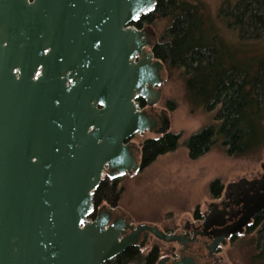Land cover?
Instances as JSON below:
<instances>
[{
    "label": "water",
    "instance_id": "water-1",
    "mask_svg": "<svg viewBox=\"0 0 264 264\" xmlns=\"http://www.w3.org/2000/svg\"><path fill=\"white\" fill-rule=\"evenodd\" d=\"M157 2L0 0V264H104L150 237L185 251L197 234L214 237V252L264 209V163L261 177L226 185L229 201L211 202L193 237L136 224L120 206L96 209L105 174L142 168L131 138L171 128L169 110H156L166 81L156 31L130 26Z\"/></svg>",
    "mask_w": 264,
    "mask_h": 264
},
{
    "label": "trees",
    "instance_id": "trees-1",
    "mask_svg": "<svg viewBox=\"0 0 264 264\" xmlns=\"http://www.w3.org/2000/svg\"><path fill=\"white\" fill-rule=\"evenodd\" d=\"M201 4L200 0H158L155 10L143 20L154 28L158 20L166 21L152 49L154 57L164 63L169 79L176 76L183 81L193 110L202 108L213 115L212 123L187 138L189 159L197 160L215 146H221L228 156L238 157L264 145V54L243 59L238 55L239 49L244 52L243 48H250L251 41L264 33V0L226 1L216 17ZM219 19L237 31L236 41L223 36ZM165 107L174 112L179 102L167 99ZM182 136L183 132L170 130L142 140L141 170L160 155L176 150ZM224 187L220 179L213 180L209 186L212 198H220ZM124 190L120 177L105 174L94 192L96 209L104 204L119 207ZM194 217L203 218L199 207ZM245 234L254 235L252 264H264V209ZM161 252L157 244L147 252L133 245L104 264H156L163 256Z\"/></svg>",
    "mask_w": 264,
    "mask_h": 264
},
{
    "label": "rangeland",
    "instance_id": "rangeland-1",
    "mask_svg": "<svg viewBox=\"0 0 264 264\" xmlns=\"http://www.w3.org/2000/svg\"><path fill=\"white\" fill-rule=\"evenodd\" d=\"M195 1V0H194ZM198 1V0H197ZM236 0H200L202 7H207L213 16H217L223 3ZM165 20L157 21L155 30L158 35L164 30ZM223 36L230 42L238 39L237 31L227 28L225 22L218 20ZM253 42L250 48L239 49L241 59L264 54V33ZM166 81L162 85L163 95L159 102L161 108L165 107L167 99L174 98L179 102L176 111L170 112L171 131L183 132L179 147L171 152L160 155L150 166L139 172L121 177L124 193L120 207L127 212L135 223L154 224L170 232L180 231L187 221L195 219L194 212L199 207L203 214L211 202H216L209 191L210 183L220 179L224 186L238 178H252L261 173L264 163V145L257 151L241 156H228L221 146L215 148L197 160L188 157L186 147L187 138L194 132L213 122L212 113L202 108L192 109V104L185 97L183 81L176 76L169 79L165 73ZM155 136L147 131L137 134L133 141L141 143L147 137ZM254 235H239L230 239L221 247L220 256L226 264H252ZM159 245L162 257L168 255L177 243H168L156 239L144 246L148 251L153 245Z\"/></svg>",
    "mask_w": 264,
    "mask_h": 264
},
{
    "label": "flooded vegetation",
    "instance_id": "flooded-vegetation-1",
    "mask_svg": "<svg viewBox=\"0 0 264 264\" xmlns=\"http://www.w3.org/2000/svg\"><path fill=\"white\" fill-rule=\"evenodd\" d=\"M130 26L135 27L138 30L147 29L149 26L154 28L152 25L148 24L146 21L143 20V16L138 21L131 23ZM156 35H157V40H158L159 35L157 32H156ZM155 45H156V43H155ZM154 46H153V48H154ZM153 48H150V49H153ZM142 100L145 102V100L142 98H139L138 102L140 103ZM146 106L147 105L145 102V105L143 107H146ZM164 108H166V107H164ZM160 109H162V108L158 104L156 110H160ZM261 174H262V172L258 173L257 175H254L253 177H261ZM215 200L219 204V208H221V209L223 208V204H225L229 201V199H224L223 194L220 198L215 199ZM233 207H234L233 211H235L238 208L235 205H233ZM227 209L231 210V207L228 206ZM203 217H204V213H203ZM202 220L203 219H194L193 221H187L185 223V225L183 226L182 230H180L178 232L183 233V232H186V230H188L190 232V235L193 237V234L195 231L203 232L204 229H202V225H201ZM229 223H231V222H229ZM240 235H242V234H240ZM235 236H237V235H235ZM232 238H230V239H232ZM156 239L157 238H155V237L154 238L150 237L148 240V243L146 245H148L150 242H153V240H156ZM213 241H214V237L201 236L200 234H197V237L193 241L188 242V245H187V248L185 251H183V248L177 244V246L172 247V249H170V251L168 252V255H165V256L171 257V258H177V257H180L182 255L187 254V255H193L198 260V262L200 264H226V263H224L222 256H220L221 248L216 249L214 252L210 251L209 246L212 244ZM138 245H140V244H138ZM154 245L151 246L148 251H150L154 247Z\"/></svg>",
    "mask_w": 264,
    "mask_h": 264
}]
</instances>
